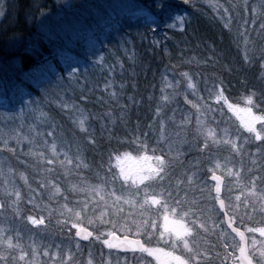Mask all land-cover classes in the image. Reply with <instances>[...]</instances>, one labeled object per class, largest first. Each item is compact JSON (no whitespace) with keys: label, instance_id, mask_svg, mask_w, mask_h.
Instances as JSON below:
<instances>
[{"label":"trees","instance_id":"trees-1","mask_svg":"<svg viewBox=\"0 0 264 264\" xmlns=\"http://www.w3.org/2000/svg\"><path fill=\"white\" fill-rule=\"evenodd\" d=\"M64 3L62 15L69 17L67 12L72 9L81 20L76 44L78 35L69 43L60 35L58 22ZM253 3L254 0H7L0 20V96L8 99L11 114L20 110L27 117L26 123L13 118L16 126L28 134L26 142L7 138L3 141L0 136V164L5 159L16 172L23 171L30 184L20 182L22 212L17 215L6 209L0 216V233L33 230L26 217L40 213L29 201L47 190L52 194V187L47 185L53 178L65 195L74 192L67 182L79 179L101 186L109 196L115 195L124 184L119 173L113 171L115 162L123 155L139 154L143 147L155 152L162 148L169 162L166 182L172 184V189L187 184L191 173L204 175L209 201L181 203L187 206L184 212L196 217L195 230L204 232L201 225L207 221L197 219L202 213L206 216L208 211L217 210L221 217L212 199L211 175L205 171L209 144L196 130L187 129L185 139L181 128L176 124L171 127L174 113L167 108L172 95L180 106L188 102L167 86L173 79L195 84L194 91L207 102L203 110L195 113V120L202 116L204 119L198 121L206 124L209 120L207 124L212 129L230 124L231 117L221 105L212 103L210 89L220 90L232 105L264 115V17L251 10ZM133 11L150 13L162 28L158 30ZM66 53L75 58L64 61ZM248 97L252 103L247 102ZM84 118L87 131L78 126ZM31 125L39 130L37 137ZM5 126L1 123L0 135L6 131ZM53 145L57 154L67 152L74 158L81 165L80 171L65 172L56 161L58 156L52 154ZM243 146L249 148L247 159L233 152V164L252 172L256 167L252 152L263 148L264 153V140ZM219 148L226 149L224 145ZM41 152L54 163H44L35 155ZM223 153L217 150L218 156ZM260 155L264 160V154ZM2 172L5 173L0 170V175ZM251 174L258 186L264 185V175L258 179L254 172ZM54 198L61 200L63 196ZM149 213L154 216L152 209ZM48 220L45 231L34 229L38 235L53 244L67 240L70 224L58 225L60 218L54 216ZM118 220L123 222L122 217ZM235 225L242 228L239 223ZM221 235L220 226L201 236L200 264L235 262L236 256L226 252ZM85 253L71 264H81ZM7 264L24 263L7 258Z\"/></svg>","mask_w":264,"mask_h":264},{"label":"rangeland","instance_id":"rangeland-1","mask_svg":"<svg viewBox=\"0 0 264 264\" xmlns=\"http://www.w3.org/2000/svg\"><path fill=\"white\" fill-rule=\"evenodd\" d=\"M251 0H246L248 3ZM260 0H254L255 5H258ZM7 0H0V20L5 13ZM66 7L64 3L62 5L59 17V28L61 30L62 39L69 43L74 37V43L78 41L81 20L78 14L74 13V10H69V17L62 15L63 9ZM257 13L256 10H254ZM133 14L139 18L145 19L147 23H153V26L161 29L162 24L146 11H133ZM66 60L70 61L75 58L72 53H66ZM52 72H55L53 69ZM35 83L39 82L38 78H33ZM38 80V81H37ZM189 84H193L191 81L185 80L184 82L173 79L172 83H169L167 89L171 92H179V96L184 99L187 106L183 107L178 104L175 99V95H172V99L168 104V110L174 113L171 116V127L174 124L175 127L181 128L183 137L186 139L185 131L190 129L197 131L196 133L208 143L206 153L208 157V166L205 171L212 175L213 173L219 174L226 179V185L224 187V193L221 199L224 201L227 212L233 219V223H239L245 232H247L250 239V256L253 258L255 264H264V185L258 186V180L251 179V173L254 172L256 178L260 179L264 175V160L263 148L260 152L254 151L252 155V164L256 165L252 172H245V170L238 169L233 164V158L230 154L235 152L238 156L242 155V158L248 157V149L243 148L244 144L258 143V141L264 140V115L256 113L252 109H244L238 106L232 105L226 100L220 90L216 88L211 90V99L214 105H221L222 109L228 111L231 120L230 124L225 123L224 126L218 129H212L206 122L198 121L199 116L195 120V113L203 110L204 106H207L206 101H201V96L194 91V88L189 87ZM37 85V84H36ZM192 94L188 95L189 93ZM180 108L178 109L177 107ZM0 120L1 123H6V126L2 132L1 139L3 141L7 139L14 141L17 139L24 140L26 142L27 132L21 131L19 127L14 123V118H19L21 122L26 123L27 117L23 116L22 111H17L11 114V105L8 99L0 96ZM227 122V121H225ZM0 123V126H1ZM32 131L36 136L39 133L37 128H33ZM255 127L260 135H257L251 131V127ZM207 130L214 132V137H209ZM21 135V136H19ZM37 137V136H36ZM219 145H224L226 149L219 148ZM243 146V147H242ZM52 148V146H51ZM160 148L157 152L151 149L142 148L141 152L137 155H123L115 162L114 173H119L121 181L124 184L121 189L117 188L115 195L109 196L108 192L101 186L88 183L87 181L78 180L75 183H69V187L76 186V190L70 195H65L63 190L53 178L51 182H48V187H52L51 193L56 189L53 188V184L56 188L62 191V195H56L54 197H61V200H56L52 194L46 192L40 193L37 199L33 197L32 203L38 207L40 215L46 218V224L49 226L50 220L49 212L51 216L74 220L77 227H72L70 224L67 233V240L58 241L55 244L48 239L38 235V231L34 229H43V226L37 228L30 222V228H25L27 234L23 230L8 231L7 233H0V251L1 254H6L7 258L16 261L14 258L20 254L22 248L24 252L28 253L27 259L33 260L36 264H62L67 259V255L71 254L72 260L77 256H83L86 254L85 259L81 264H200V256L203 255L200 252L202 247L201 240L208 230L213 231L216 228H220L224 239V247L226 252L236 256L235 262L231 264H238L237 258L240 253L241 243L238 239L231 236L224 226L222 216L217 215V210L208 211L206 216H198V220L204 219L207 221L201 225L204 232H199L193 227L196 217H193L191 212H184L185 209L183 202L209 201L210 196L205 194V184L202 175H193L192 173L187 178V184L177 185V188L172 189V184L167 183L166 169L168 167V160L164 153H161ZM222 149L225 153L222 156L217 155V150ZM57 150V148H56ZM175 152L181 153L178 149H174ZM57 152V151H56ZM246 152V153H244ZM40 157L43 160L46 154ZM65 153V154H64ZM172 153V151H171ZM64 154V155H63ZM62 155V156H61ZM57 163L63 167L65 172L68 171H80L81 165L70 158L67 152H61L57 154ZM64 163L61 164L60 162ZM236 161V160H235ZM244 162L248 163L247 160ZM219 165V167H217ZM0 170L4 172L0 175V200L4 202V208L0 209V216L2 217L6 209L15 211V213L21 214L22 207L21 202L24 198L22 184L25 180L21 176H26L23 171L16 172L12 166L7 164L5 159H2L0 164ZM27 177V176H26ZM171 181V180H169ZM26 183V182H25ZM27 184L30 182L27 180ZM197 184L196 186H194ZM167 188L170 190L168 191ZM211 193L213 192L214 185L210 184ZM14 192L20 193V200L18 201L19 208L17 209V201L15 195L10 194ZM27 193V192H26ZM30 197V195L27 193ZM212 199L217 203L218 198L212 195ZM3 197V198H2ZM48 198H52L49 200ZM260 201V203H259ZM6 202V203H5ZM67 205V208L64 207ZM178 205L180 209L178 208ZM67 209H72V212H68ZM154 211V216H151L149 211ZM112 216H109L111 214ZM36 213V214H37ZM63 213V216H61ZM75 213L80 214V219H76ZM205 213V212H204ZM123 218V222H119V218ZM209 217L213 218L210 219ZM157 218L159 219L158 223ZM217 218V219H215ZM154 219V221H152ZM183 221L185 228H180L171 223V220ZM143 220L144 222H141ZM218 226V227H217ZM17 227V226H16ZM26 227V226H25ZM82 229H87L92 238L89 242H82L78 237V233ZM96 229V231L94 230ZM120 237H133L142 240L148 248L147 253H119L110 250L108 239L116 234ZM179 233V235H177ZM7 239H11L13 244L19 247L9 249L7 247ZM79 245V247H77ZM47 251L51 255L45 256L43 253ZM85 251V252H84ZM59 252V258L56 253ZM143 254V255H141ZM227 264L230 261H225ZM24 263V262H23Z\"/></svg>","mask_w":264,"mask_h":264},{"label":"snow or ice","instance_id":"snow-or-ice-1","mask_svg":"<svg viewBox=\"0 0 264 264\" xmlns=\"http://www.w3.org/2000/svg\"><path fill=\"white\" fill-rule=\"evenodd\" d=\"M245 7H248L247 4H245ZM251 10H256L257 11V14L260 15L261 17H264V0H260V3L258 5H252L251 7ZM0 15H3L2 12H0ZM180 23L183 24L184 21L183 19H180ZM173 27H175V25H173ZM262 27H264V25H262ZM247 58V57H246ZM183 75L188 78L189 77V74L187 72L183 73ZM262 76H264V73L261 74ZM189 87L191 88H195V84H189L188 85ZM247 99V102L248 103H252V99L251 97H248L246 98ZM87 118H84V119H80L79 122H78V126L80 128L81 131H87L86 127H85V120ZM251 131H253L257 137H259L260 133L259 131L253 126L251 127L250 129ZM208 136L209 137H214V132L210 131V130H207L206 131ZM9 151H13L12 149H9ZM52 154L55 156L57 155V152H56V146L53 145L52 146ZM35 155L37 157H42L43 154L42 153H35ZM44 163H48V164H52L54 163L53 160L51 159H46V160H43ZM61 164H63L64 162L61 161L60 162ZM217 167H219V165H217ZM53 169H47V171H52ZM67 174V173H66ZM22 179L25 180V182L27 183V177L26 176H21ZM216 179H219L218 177H214ZM53 188H55L56 190L52 193V196H56V195H62V191L58 188H56V186L53 184ZM73 190H76V186L73 185ZM10 194H13L16 196L17 198V201L14 202L17 204V209L19 208V204H18V201L20 200V193L19 192H14V193H10ZM262 199H264V197H262ZM30 203H32V201L30 200L29 201ZM65 208H67V205H64ZM4 208V202L2 200H0V209H3ZM68 212H72V209H67ZM51 216V212H49V217ZM61 216H63V213H61ZM75 216H76V219H80V214L79 213H75ZM27 221H29L32 225L36 226L37 228H40L41 226H43V229H46L48 227V225L46 224V218L43 216V215H37V216H32V215H28L26 217ZM71 224L72 227H77V224L74 220H67V219H60L57 221V224L58 225H66V224ZM171 223L177 227H180V228H185L186 231H189L188 229H186V226L184 225L183 221H179V220H171ZM261 231H264V229H260ZM2 231V230H0ZM79 235V233H78ZM177 235H179V233H177ZM82 239H88V236L87 235H84V236H81ZM7 247L9 249L11 248H16V247H19L18 245H15L13 244L12 240L11 239H7ZM77 247H79V245H77ZM45 256H50L51 254L47 251H45L43 253ZM59 252L56 253V256L59 258ZM27 256H28V253L24 252V250L21 248L20 249V254L18 255V257H15L14 259L16 261H23L24 264H36V262H34L33 260H30V259H27ZM72 260V256L71 254H68L67 255V259L64 260L62 262V264H70V261ZM241 260L242 261H246V256H241ZM0 261H3L4 264H7V256L3 255V254H0ZM53 264H55V261H53ZM186 264V262H185ZM226 264V262H225Z\"/></svg>","mask_w":264,"mask_h":264},{"label":"water","instance_id":"water-1","mask_svg":"<svg viewBox=\"0 0 264 264\" xmlns=\"http://www.w3.org/2000/svg\"><path fill=\"white\" fill-rule=\"evenodd\" d=\"M214 177H218L216 179ZM211 181L214 184V195L217 197L222 196L225 186V179L219 174H212ZM218 206L221 211L224 213V222L228 230L233 234L236 238L240 240L242 243L240 254L238 256V264H255L253 258L250 256V248H249V237L246 235L247 233L242 229L233 225L232 218L226 212L225 205L222 199L218 202ZM87 235L88 239H82L81 236ZM77 237L84 243L89 242L92 238V234L87 229H82V231L77 235ZM109 243V247L111 250L121 253H134V252H143L146 250L141 240L133 237H120L116 234H113L107 241ZM241 256H246V261L241 260Z\"/></svg>","mask_w":264,"mask_h":264},{"label":"flooded vegetation","instance_id":"flooded-vegetation-1","mask_svg":"<svg viewBox=\"0 0 264 264\" xmlns=\"http://www.w3.org/2000/svg\"><path fill=\"white\" fill-rule=\"evenodd\" d=\"M135 254V253H134ZM139 254V253H138ZM141 255H143V254H141Z\"/></svg>","mask_w":264,"mask_h":264}]
</instances>
